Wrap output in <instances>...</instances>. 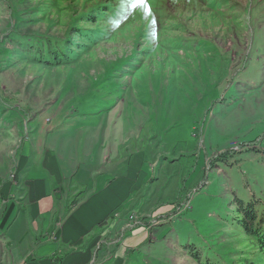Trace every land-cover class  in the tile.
I'll return each instance as SVG.
<instances>
[{
	"label": "rangeland",
	"instance_id": "1",
	"mask_svg": "<svg viewBox=\"0 0 264 264\" xmlns=\"http://www.w3.org/2000/svg\"><path fill=\"white\" fill-rule=\"evenodd\" d=\"M133 3L0 0V187L22 151L20 182L50 151L67 193L77 169L133 184L88 264H261L242 220L252 203L264 221V0ZM109 4L118 25L96 18ZM13 35L75 50L26 63Z\"/></svg>",
	"mask_w": 264,
	"mask_h": 264
},
{
	"label": "crops",
	"instance_id": "2",
	"mask_svg": "<svg viewBox=\"0 0 264 264\" xmlns=\"http://www.w3.org/2000/svg\"><path fill=\"white\" fill-rule=\"evenodd\" d=\"M26 159L22 151L12 177L0 187V264H88L96 237H87L115 208L128 203L126 193L133 184L126 185L123 177L109 180L100 177V172L93 177L92 171L77 169L70 179L77 178L79 187L68 184L67 193L57 158L50 151L38 155L20 182L18 173ZM91 178L93 186L89 185ZM29 228L35 233L34 246L27 250L22 245L18 251ZM11 243L14 246L8 248Z\"/></svg>",
	"mask_w": 264,
	"mask_h": 264
},
{
	"label": "trees",
	"instance_id": "3",
	"mask_svg": "<svg viewBox=\"0 0 264 264\" xmlns=\"http://www.w3.org/2000/svg\"><path fill=\"white\" fill-rule=\"evenodd\" d=\"M98 8V7H96ZM95 11H100L96 18H101L103 21H107L108 19L114 25H118L123 18H121L118 13L120 9L118 7H113L112 5H101ZM82 33L85 35L84 31H75L74 34ZM91 34L85 35L86 39H92ZM13 37L21 38L22 44L24 46L28 45L29 48H26L24 51L21 52V56H23L26 63H41L45 66H57L60 65L73 55L72 50L74 51L75 48H72V42L69 38H36V37H29V36H17L13 35ZM27 38H31L33 40H26ZM76 43H74V46ZM30 47H32L30 49ZM33 48L40 49V51H31ZM12 51V50H11ZM241 203V202H240ZM256 212L253 209V204L248 203L245 208V215L242 220L243 226L249 233L253 234L256 244L258 248L264 253V221L260 219L258 223L257 221ZM261 264H264L261 263Z\"/></svg>",
	"mask_w": 264,
	"mask_h": 264
},
{
	"label": "snow or ice",
	"instance_id": "4",
	"mask_svg": "<svg viewBox=\"0 0 264 264\" xmlns=\"http://www.w3.org/2000/svg\"><path fill=\"white\" fill-rule=\"evenodd\" d=\"M135 3L143 4V3H144V0H135ZM135 3H133V6H135ZM146 10H147V9H146Z\"/></svg>",
	"mask_w": 264,
	"mask_h": 264
}]
</instances>
